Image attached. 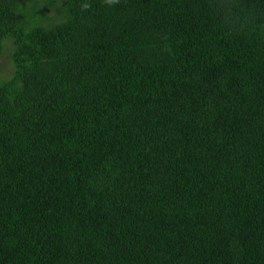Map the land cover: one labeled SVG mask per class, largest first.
<instances>
[{"label": "trees", "instance_id": "1", "mask_svg": "<svg viewBox=\"0 0 264 264\" xmlns=\"http://www.w3.org/2000/svg\"><path fill=\"white\" fill-rule=\"evenodd\" d=\"M0 0V264H264V0Z\"/></svg>", "mask_w": 264, "mask_h": 264}, {"label": "rangeland", "instance_id": "2", "mask_svg": "<svg viewBox=\"0 0 264 264\" xmlns=\"http://www.w3.org/2000/svg\"><path fill=\"white\" fill-rule=\"evenodd\" d=\"M67 0H20L23 10L24 26L44 25L51 26L58 24L68 17L66 8ZM14 46L11 40L3 42L0 54V80H10L14 76L13 64Z\"/></svg>", "mask_w": 264, "mask_h": 264}, {"label": "clouds", "instance_id": "3", "mask_svg": "<svg viewBox=\"0 0 264 264\" xmlns=\"http://www.w3.org/2000/svg\"><path fill=\"white\" fill-rule=\"evenodd\" d=\"M105 2L108 3V4H112V3H115L116 0H105Z\"/></svg>", "mask_w": 264, "mask_h": 264}]
</instances>
